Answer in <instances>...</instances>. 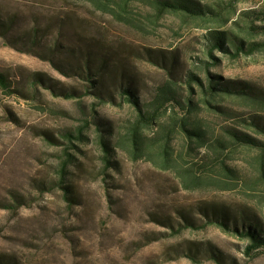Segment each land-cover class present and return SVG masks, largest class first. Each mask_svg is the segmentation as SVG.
Masks as SVG:
<instances>
[{
    "label": "rangeland",
    "instance_id": "rangeland-1",
    "mask_svg": "<svg viewBox=\"0 0 264 264\" xmlns=\"http://www.w3.org/2000/svg\"><path fill=\"white\" fill-rule=\"evenodd\" d=\"M200 1L223 6V17L204 23L166 14L152 23L156 10L137 0L130 4V24L88 2L0 0V72L11 86V91L0 86V259L5 264H264V249L245 254L246 239L215 226L183 228L185 215L201 225L202 209L209 206L244 209L264 221L259 153L245 148L227 151L224 159L240 170L232 191L213 186L185 189L173 171L148 159L133 161L122 150L119 140L135 120V111L119 93L114 101L97 106L99 98L81 95L92 91L91 83L74 71L73 51L87 45L113 53L116 64L124 61L140 82L142 100L167 79L163 66L147 58L149 51H175L184 70L191 68L204 77L206 72L196 67L206 59L204 35L211 29L229 30L241 12L264 9V0ZM10 24L14 27L8 31L5 25ZM36 28L47 34L43 47H37L46 52L43 55L32 49ZM55 43L61 50L51 56L46 49ZM216 54L221 61L210 66L211 74L252 84L264 96V52L236 60ZM66 89L78 94L68 99L60 93ZM80 102L97 113L95 118L89 115L85 142L73 140L76 147L70 149L62 134L84 124ZM199 104L193 118L209 129L211 142L223 139L228 128L264 140L241 127L237 118L213 114L204 102ZM213 104L246 117L253 112L264 116V109L236 98H218ZM94 119L111 130L115 146L110 164L99 146L101 131ZM172 145L177 158L182 152L185 166L202 162V154L191 153L178 132ZM65 150L72 154L73 164L60 187V169L68 164ZM199 175L221 178L218 169Z\"/></svg>",
    "mask_w": 264,
    "mask_h": 264
},
{
    "label": "trees",
    "instance_id": "trees-1",
    "mask_svg": "<svg viewBox=\"0 0 264 264\" xmlns=\"http://www.w3.org/2000/svg\"><path fill=\"white\" fill-rule=\"evenodd\" d=\"M76 1L88 2L97 10L110 13L117 21L133 23L129 16V8L130 4L137 0ZM138 1L147 2L156 10L157 16L154 15L155 18L152 23H156L166 14L177 15L184 21L194 20L204 23L223 17V6L219 4L212 6L200 0ZM233 1L238 2L241 0ZM228 21L229 19H226V24ZM5 26L8 31H11L14 27L13 24ZM235 28L236 31H234ZM33 33L32 41L35 48L32 49H35L34 51L38 55H43L46 52H40L38 48L43 47L42 42H44L47 34H41L40 28L34 29ZM204 39L206 42H203V50L206 59H200V65L196 66L198 70L206 72L207 75L204 77L191 70V68L184 70L175 51L170 52L171 55H167L165 51L148 52L147 58L150 59L149 61L162 65L167 71V79L154 89L148 100H142L138 89L139 80L131 74L124 61H118L119 64L115 63L117 58L112 56L113 53L108 54L104 50L88 47L87 45L78 49V51L74 50L72 55L77 64L74 71L80 78L91 83L92 91L89 90L79 94L96 96L100 99L97 106L108 101H114V94L119 93L122 101L129 104L135 111V120L126 127L125 133L122 134L123 138L119 140L120 147L133 161L148 159L162 170L173 171L181 185L188 190L213 186L232 191L234 190V180L240 170L228 164V159H224L227 151L238 148L257 151L260 163L259 174L264 180V140L244 133L237 128H228L223 139L219 138L211 142L209 129L193 117L200 108L199 101H202L211 108L213 114L237 118L241 127L251 129L256 134L264 136V116L253 112L246 117L213 104L215 99L231 97L240 100L241 103L247 106L264 109L262 91H259L252 84L225 81L221 77L210 73V66H216L221 61L216 54L217 52L232 60L251 57L256 53L264 52V9L243 11L229 30H208L204 35ZM46 50H49L51 56H55L58 55V51L61 49L60 45L55 43V45H49ZM0 86L6 91H11L8 78L1 72ZM61 91L60 93L68 99H73L78 94L77 91L70 89ZM196 96L200 98L196 100ZM78 105L84 117L82 120L84 124L73 129H67L62 134V138L68 142L67 147L70 149L76 147L73 140L80 143L85 142L87 139L86 132L91 129L89 115L94 117V114L97 113L95 108L91 111L90 109L86 110L82 102ZM179 111H183L184 115H180ZM93 123L101 131V134L97 136L98 143L101 150L105 152V161L110 164L112 162L109 159V154L114 151L115 146L111 138V130L102 129L96 119ZM155 127L157 130L153 135L147 134V131L153 130ZM177 132L187 142L191 153L200 152L202 154L201 163L195 162L190 166H185L186 161L182 152L178 154V158L175 156L172 139ZM65 156L64 163L68 162V164L60 169L62 174L58 182L60 187H63L65 182L66 169L70 164H73L71 161L72 154L65 150ZM210 169H218L221 178L199 175L207 174ZM203 179L207 180L203 181ZM202 211L204 220L202 219L201 225H198L192 216L185 215L187 225L183 228L204 229L215 226L228 234L246 239L249 241L245 250V254L248 256H251L257 250L264 249V221L257 214H252L244 209L233 212L230 209L215 206L205 207ZM189 257L194 258L195 256L190 255ZM0 264L5 263L0 259Z\"/></svg>",
    "mask_w": 264,
    "mask_h": 264
}]
</instances>
